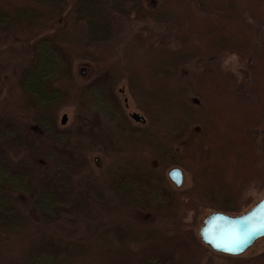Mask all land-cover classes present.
I'll return each instance as SVG.
<instances>
[{
    "label": "rangeland",
    "instance_id": "374dc122",
    "mask_svg": "<svg viewBox=\"0 0 264 264\" xmlns=\"http://www.w3.org/2000/svg\"><path fill=\"white\" fill-rule=\"evenodd\" d=\"M76 1L64 0V9H58L61 14L51 19L47 27L43 26L44 22H38L43 19L47 9L30 0H16L13 1L16 7L30 8L35 5L38 8V11H35L38 23L30 26L32 22L27 18H19L17 13L12 23H0V129L7 130V134L0 141L6 140L13 146L19 142L18 131L22 129L25 140L31 142L33 148H44V151L35 156L37 165L41 166L32 163L34 167L27 161L31 156L23 157V151L11 154L6 149H0V169L4 171L5 176L9 175L17 180L20 178L17 182L26 188L31 199V202L30 199L26 200L29 206L33 203L34 196L31 192L34 191L45 192L54 201L46 216L34 213L31 207L26 208L25 201L13 207L6 201V195H13L14 191L7 184L9 181L5 183L0 179V217L6 215L12 221L19 219L16 224L21 226L20 228L11 225L12 228H8L9 226L2 225L0 221V246L5 240L26 236L23 229L28 221L24 217H28L31 219L30 224L35 228L30 233L39 241L37 248L49 258L54 256L62 238L72 239L74 243L82 245L102 233L110 240L106 241L114 245L112 249L118 247L117 251L109 253L116 264H264V237L256 240L242 254L232 256L213 251L203 244L198 236L202 219L209 212L215 211L205 204L207 190L203 189L208 182L197 176V173L213 160L211 147L203 142L204 130L209 128L211 135L216 136L222 131L223 139L232 141L236 146H243L241 150L237 149L238 156H242L238 163L232 161L237 155L235 150L222 151L232 164L228 166L223 163V167L228 166L233 172L238 171L240 175L250 176L252 170L249 166L253 162L250 157L256 156L258 160L263 152L264 116L255 126L250 127L240 121L231 129L226 127L221 119H210L193 112L196 107H205V102L201 95L190 87L191 77L206 69L215 76L223 74L231 77L233 83L230 85L231 90L223 110L232 112L240 102L247 103L258 99L255 90L243 92L254 78L255 71L251 69L252 56L241 57L234 53H225L213 57V61L200 58L181 65L177 80L185 88L186 110H173L169 105L151 103L138 93H130L125 78L119 79L111 89L104 83V73L106 74L108 69L115 68L118 63L131 62L136 65L155 51L154 35L146 39L140 51L129 50L130 38L135 31L147 26L151 32L165 36L172 32L168 22L157 23L150 17V11L155 10L164 0H136L147 12V16H124V32L113 43L111 57L106 59L103 52L94 45L85 51H76L75 48L69 50L72 58L71 81L73 87H79L80 91L70 95L66 90L60 92L61 97L70 101L60 105L54 113L43 111L38 108L35 97L24 91L23 78L35 59L38 39L46 34L59 35L64 27H73L76 23L75 18L65 19L66 13L73 9ZM189 2L198 15L213 13L210 3L206 0ZM256 15L260 16L259 19L245 13V23L251 27L254 34L253 53L264 36V4L263 7L257 6ZM172 44L174 43L170 45ZM106 63L109 64L104 65ZM67 86L72 88L70 84ZM23 106H30L31 110L23 112L18 108ZM158 106L165 108L160 109ZM13 109L15 111L12 113ZM117 111L124 118V123L119 127L121 131L124 130L122 134H132V137L124 135L123 142L115 138L117 128L109 122ZM133 112L142 116L144 123L133 119L130 116ZM63 114L66 115L65 123H61ZM6 115L10 119L11 115L13 116L11 123L5 120ZM206 118L211 121L207 126ZM55 135L64 137L70 145L75 146L73 151L86 148L83 156H78L82 165L75 169V172L73 168L70 169L68 159L72 149L56 146L53 140ZM133 138L136 139L135 157L129 156L132 144L128 139ZM160 139L161 145L156 146ZM247 139L254 145L253 156L246 146ZM193 143H196V147L188 151V145ZM246 150L249 151L250 157L246 156ZM125 155L126 164L129 163L126 167ZM137 159H146L147 163L137 166ZM183 162L191 167L185 168ZM259 164L264 168V160ZM108 167L127 175L125 180H130V184L135 188L132 193L135 199L132 203L126 200L130 188L126 189L124 181L119 189V200L115 203L93 200V192L100 194L101 189L99 182L89 179V176L100 178ZM172 167H178L183 172L180 186H176L167 175ZM146 174L151 180L160 181L159 186L151 181L158 188L153 191V197L147 199L143 198L148 193L147 188L143 187L146 185ZM261 178H264L263 171L253 173V180L243 192L249 206L264 194ZM116 183L118 185L120 181ZM185 192H189L184 198L191 199L190 209L184 208L185 215L177 224L168 221L165 214L169 205L176 195ZM201 192L204 195L197 197ZM224 193L225 191L223 198ZM98 194L96 195L99 196ZM133 228L143 232V236L139 239V235H130L137 240L123 245L122 239L126 238L128 232L131 234ZM10 259L13 262L11 264H15L17 254L14 253Z\"/></svg>",
    "mask_w": 264,
    "mask_h": 264
},
{
    "label": "trees",
    "instance_id": "16d2710c",
    "mask_svg": "<svg viewBox=\"0 0 264 264\" xmlns=\"http://www.w3.org/2000/svg\"><path fill=\"white\" fill-rule=\"evenodd\" d=\"M13 1L16 0H0V23H12L15 13H17L19 18L30 20L32 22V24H29L30 26H34L38 22H44L43 26L48 27L51 19L61 14V11L58 13V9L63 10L65 7H63L64 0H30L47 9L45 14H43V19L36 22L38 15L35 11H38V8L35 5L30 8H21L16 7ZM206 1L211 5L212 14H196L189 0H164L155 10L150 11V17L155 22H168L172 27V32L168 36H165V34L151 32L147 26L135 31L130 38L129 50L137 52L143 48L146 39L150 38V35H154L156 37L154 40L155 51L149 54L144 61L136 65L131 64V62H125L118 63L111 70L108 69L106 74L104 73L106 78L104 83L112 89L119 79L125 78L130 93H138L151 103H160L164 106L169 105L173 110H181L182 108L186 110L185 88L177 80L181 65L189 64L194 59L200 58H209V61H213V57L225 53H234L241 57L250 55V57L252 56L251 69H254L255 74L251 83L248 84V87L246 86L243 92L255 90L258 97L256 101L240 102L232 112L224 111L223 105L226 104V97L230 93V85L233 83V80H231V77L228 78L223 74H218V76L212 75L208 69L193 74L190 87L196 90L205 102V107H196L193 112L205 115V117L210 119H221L220 121L231 129L240 121L247 126H255L264 116V36L260 40L258 49L253 53L255 50L254 34L251 27L245 23V13L249 14L252 18L259 19L258 17L260 16L256 15V8L257 6L263 7L264 1ZM133 14L140 18L147 16V12L136 3V0H77L73 9L65 15L66 20L75 18L76 23L73 24V27H64L59 35L46 34L38 39L35 59L30 70L23 78L24 91L35 97L38 108L54 113L60 105L70 101L65 97H61L59 95L60 92L66 90V93L70 95V93H78L80 91L79 87H73L71 81L70 65L72 58L69 54L70 49L75 48L76 51H85L94 45L108 59L112 55L113 43L124 32V16L130 17ZM170 39L172 42H169ZM171 43L174 44L170 45ZM169 77L172 80H167ZM68 84L72 85L71 89L68 88ZM164 106L158 107L164 109ZM18 108L23 112L31 110L30 106ZM14 111L15 109L12 110V113ZM12 117L11 115V119ZM208 118L205 120L206 126L211 124ZM11 119L8 115L5 116V120L10 121V123ZM109 122L117 128V134L115 133L117 140L123 142L124 135L132 137L130 133L122 134L124 130L121 131L119 127L124 123V118L120 116L118 111L117 114L115 113L111 117ZM39 124L41 125V121H39ZM211 133L209 128L204 130L203 142L211 147L213 160L197 173L199 178L208 182L203 189L207 190L205 204L215 211L229 214L240 213L249 207L248 201L243 197V192L247 190L249 183L253 180V173L263 171L264 174V168L259 164L260 161L264 160V147L262 155L258 160L256 156L250 157L248 155L249 151L246 150V156L248 155L253 160L249 166L252 173H250V176H243L238 171L233 172L229 170L228 166H232V164L227 159L226 153H222L224 149L235 150L237 155L234 159L232 158V161L238 163L242 159V156H238L237 149L241 150L243 146H236L232 141L223 139L222 131H219L217 136L216 134L211 135ZM6 134L7 130L1 128L0 139L5 137ZM18 135L20 140L13 146L9 145L6 140H1L0 149H6L11 154L23 151V157L25 155L33 156L32 159L29 157L30 160L27 161L34 167V165H37L36 157L40 151H44V148H39V146L33 148L31 142L25 140L22 129L18 131ZM53 140H55L56 146H63L65 149L69 147L73 153H77L72 154L71 152L68 159L70 160V169L73 168V172L78 167L80 168L82 162L78 156H83L86 148L75 149L73 151L75 146L70 145L60 135H55ZM161 140L156 142V146L161 145ZM128 141L132 144L129 156L135 157L136 139H128ZM245 143L253 156V152L255 151L253 143L249 139ZM188 146V151H190L196 147V143ZM185 159L187 160L188 156ZM126 161L127 155H125V167L129 164H126ZM135 162L139 164L137 166H141V164H146L147 160L137 159ZM223 163L228 166L223 167ZM63 165L65 164L63 163ZM182 165L185 168L191 167L190 164L185 165L184 162ZM127 171H130V169H127ZM126 178V174H121L120 171L113 167H108L100 178L96 179L89 176V179L99 182L98 184L101 189L100 194L95 191L93 192V200L115 203L119 200V189L121 182L124 181L126 189L130 188L126 200L132 203V200L135 199L132 194L135 188L130 184V180H125ZM0 179H3L5 183L9 181L7 184L14 191L13 195H6V201L10 205L13 207L15 205L19 206L25 201V207H31L34 213H42L44 216L48 215L47 210L54 202L48 194L45 192H31L34 200L32 205L29 206L26 200H29L30 196L26 192V188L17 182L20 181V178L17 180L9 177V175L5 176L4 171L0 169ZM144 179H146V185H143V187L147 188L148 193L143 198H151L153 197V191L155 192L158 188L157 185H160V181L158 179L151 180L147 174L144 175ZM261 180V185L263 186L264 178H261ZM119 181L120 184L117 185L116 182L119 183ZM151 181L157 183V185L152 184ZM223 191H225L224 198ZM187 194L189 192L175 196L165 214L168 221L177 224L185 215V209H190L191 199L186 200L187 198H184V196L187 197ZM203 195L204 193L201 192L197 197L200 198ZM244 204L245 206H243ZM24 218L28 221L23 229L26 236L18 239H8L1 244L0 264L13 263L10 258H12L14 253L17 254V262L15 264H116L112 261L109 253H112L113 250L117 251L118 247L112 249L114 245L108 243L107 241L110 240L106 239V236H104L106 234L102 233L98 234L89 243L82 245L74 243L72 239L62 238L58 242L59 247L55 250L54 256L49 258L37 248L39 241L30 233L35 229L32 226L33 224H30V218ZM0 221L2 225L9 226L8 228L20 226V224H16V221H19V219L12 221L6 215L0 217ZM11 225L13 226L11 227ZM130 235H139L140 239V236H143V232H140L136 228L131 229V234L128 232L126 238L122 239L121 243L123 245L126 246L130 242L137 240ZM107 236L109 235L107 234Z\"/></svg>",
    "mask_w": 264,
    "mask_h": 264
},
{
    "label": "water",
    "instance_id": "95a60500",
    "mask_svg": "<svg viewBox=\"0 0 264 264\" xmlns=\"http://www.w3.org/2000/svg\"><path fill=\"white\" fill-rule=\"evenodd\" d=\"M130 116L141 123L145 121L136 112H133ZM65 121L66 115L63 114L61 123H65ZM177 172L179 175H173ZM167 175L176 186L181 185L183 174L180 168H170ZM233 232L242 243L230 245L232 250L217 247V245L226 244L229 234ZM198 236L203 244L215 252L232 256L242 254L258 238L264 236V194L249 208L237 214H229L221 211L209 212L205 215L199 226Z\"/></svg>",
    "mask_w": 264,
    "mask_h": 264
},
{
    "label": "snow or ice",
    "instance_id": "6c2138e0",
    "mask_svg": "<svg viewBox=\"0 0 264 264\" xmlns=\"http://www.w3.org/2000/svg\"><path fill=\"white\" fill-rule=\"evenodd\" d=\"M173 175H179V173H174ZM242 241L238 238V236L233 232L229 234L228 241L226 244L217 245L220 248H227V250H232L230 245L232 244H240Z\"/></svg>",
    "mask_w": 264,
    "mask_h": 264
},
{
    "label": "flooded vegetation",
    "instance_id": "af4514ba",
    "mask_svg": "<svg viewBox=\"0 0 264 264\" xmlns=\"http://www.w3.org/2000/svg\"><path fill=\"white\" fill-rule=\"evenodd\" d=\"M182 174H183V172H182Z\"/></svg>",
    "mask_w": 264,
    "mask_h": 264
}]
</instances>
